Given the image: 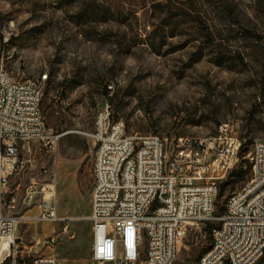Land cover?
Listing matches in <instances>:
<instances>
[{"label": "rangeland", "instance_id": "1", "mask_svg": "<svg viewBox=\"0 0 264 264\" xmlns=\"http://www.w3.org/2000/svg\"><path fill=\"white\" fill-rule=\"evenodd\" d=\"M0 66L40 86L47 136L25 143L8 179L3 211L20 221L2 256L96 264L91 134L104 105L128 134L161 137L169 155L179 138L206 140L229 124L243 147L219 181L216 215L252 177L264 139V0H0ZM32 183L54 190L59 220L36 219ZM211 242L206 226L189 232L176 264Z\"/></svg>", "mask_w": 264, "mask_h": 264}, {"label": "built area", "instance_id": "2", "mask_svg": "<svg viewBox=\"0 0 264 264\" xmlns=\"http://www.w3.org/2000/svg\"><path fill=\"white\" fill-rule=\"evenodd\" d=\"M48 74L41 75L45 81ZM40 86L17 81L0 66V240L14 235L20 218L3 211L8 179L24 165L25 143L45 140ZM93 185L92 249L96 264H176L189 232L212 224L202 259L185 264H264V139L253 144L252 177L216 215L219 181L236 166L243 140L222 124L206 140L179 138L169 155L158 135H131L109 105L97 109ZM27 198H39L38 221L59 220L54 190L32 183ZM9 207H12L10 205ZM15 243L13 239L10 246ZM5 262V263H4ZM57 264L52 255L20 259L8 252L0 264Z\"/></svg>", "mask_w": 264, "mask_h": 264}, {"label": "bare ground", "instance_id": "3", "mask_svg": "<svg viewBox=\"0 0 264 264\" xmlns=\"http://www.w3.org/2000/svg\"><path fill=\"white\" fill-rule=\"evenodd\" d=\"M12 236V235H11ZM11 236L8 237H4L0 240V260L4 257L2 256L3 253L6 250H10V243L13 239H11L10 241L8 240V238H11ZM198 259H202V255L198 258ZM220 264H227V263H220Z\"/></svg>", "mask_w": 264, "mask_h": 264}, {"label": "trees", "instance_id": "4", "mask_svg": "<svg viewBox=\"0 0 264 264\" xmlns=\"http://www.w3.org/2000/svg\"><path fill=\"white\" fill-rule=\"evenodd\" d=\"M242 147H243V144H242L241 148H242ZM232 173H234V171H232L230 175H232ZM217 197H218V195H217ZM216 203H217V205H218V198L216 199ZM211 226H212V224H208V225L206 226V229H207V231H208L209 236H211V235H210V233H211V232H210ZM209 247H210V246H209ZM209 247H208V248H209ZM208 248H207V249H208ZM207 249H206V250H207ZM206 250H205V251H206ZM199 257H200V256H199ZM199 257H198V258H199ZM198 258H197V259H198ZM4 263H5V262H4ZM4 263H1V264H4Z\"/></svg>", "mask_w": 264, "mask_h": 264}]
</instances>
